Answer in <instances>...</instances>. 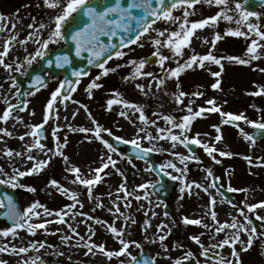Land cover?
<instances>
[{
    "label": "rangeland",
    "instance_id": "374dc122",
    "mask_svg": "<svg viewBox=\"0 0 264 264\" xmlns=\"http://www.w3.org/2000/svg\"><path fill=\"white\" fill-rule=\"evenodd\" d=\"M82 1L0 0V186L16 191L26 225L18 230L40 248L12 252L7 239L0 264H129L141 248L157 264H264V140L249 136L264 125V5L253 14L243 0L175 5L91 69L69 98L57 91L63 76L44 71L46 85L27 91L25 106L11 113L26 131H8L2 112L19 102L16 74L65 45L61 29ZM20 44L26 70L11 61ZM152 54L157 60L148 63ZM131 58L141 61L129 66ZM241 96L248 100L239 105ZM201 107L209 114L199 115ZM221 116L238 126L230 129ZM39 125L47 126V143ZM114 137L155 153L175 181V220L152 190L158 177L149 163L108 144ZM192 139L197 154L187 146ZM212 176L235 193L234 204ZM13 229L1 221L0 240Z\"/></svg>",
    "mask_w": 264,
    "mask_h": 264
},
{
    "label": "water",
    "instance_id": "95a60500",
    "mask_svg": "<svg viewBox=\"0 0 264 264\" xmlns=\"http://www.w3.org/2000/svg\"><path fill=\"white\" fill-rule=\"evenodd\" d=\"M198 0H93L83 4L78 12L69 18V22L63 29V35L67 41L64 49L51 50L49 55L43 58V68H47L51 74L64 75V82L61 85L60 93L68 97L78 83L79 78L85 76L91 68L100 67L111 58L119 48L136 40V38L147 31L151 23L156 22L162 16L165 8L170 9L175 4ZM264 4V0H245L242 6L254 13L258 6ZM156 55L148 58L153 62ZM43 70L35 67L30 70L28 83L22 82L26 88H38L46 83L47 79L42 76ZM201 113H208L200 109ZM227 124H237L234 119L222 118ZM40 138H44V128H39ZM252 138L260 140L264 138V126L253 128ZM109 142L125 153L126 156L146 160L153 170L160 177V181L153 186V190L161 197L163 202L168 201L172 194L171 181L164 172L160 170L155 161L154 154L148 150L120 139L109 140ZM129 146L128 150H123ZM189 147L193 153L197 152L196 147L190 143ZM218 190L226 197L234 201L227 190L218 186ZM0 196L4 202V210L0 212V221L6 219L15 226H23L22 215L16 200L15 192H6L5 187L0 189ZM165 211L173 218L175 212L166 204ZM177 227H171L175 234ZM149 260L145 254L135 260L134 264H146Z\"/></svg>",
    "mask_w": 264,
    "mask_h": 264
},
{
    "label": "bare ground",
    "instance_id": "6f19581e",
    "mask_svg": "<svg viewBox=\"0 0 264 264\" xmlns=\"http://www.w3.org/2000/svg\"><path fill=\"white\" fill-rule=\"evenodd\" d=\"M205 31H206V34L208 35L209 34L208 27L205 28ZM200 40H201L200 37L199 38L197 36L193 37L191 40V46L196 48L199 45ZM11 56H12L11 58L12 62L24 68V65L22 64V62L25 59V57H24L23 48L21 44L16 48V51ZM2 90L3 89L0 90V94ZM8 117H10L6 122V129L8 131L12 132L13 129H18V134H21L22 132L26 131V130H23V125H22L23 121H19L18 119L13 118L14 117L13 115H10ZM2 145H3V140L0 138V148ZM34 218H39V216H35ZM43 225H45V227H48V223H43ZM45 227L42 228L44 232H46ZM154 231L158 233L157 229H155ZM23 232H24L23 230H18V229H13L6 233L4 232L6 237L0 240V246H1V242H5L7 239H9V241L12 242L10 245L12 252L16 251L17 249L24 250L26 247H31L32 253L36 252L37 250L39 251L40 248L35 247V245H30L29 240L26 237H23ZM76 232L77 231L74 230V237L76 235ZM98 252L100 253V251ZM55 259L56 261L62 262V263L66 261V257L63 254H56Z\"/></svg>",
    "mask_w": 264,
    "mask_h": 264
},
{
    "label": "trees",
    "instance_id": "16d2710c",
    "mask_svg": "<svg viewBox=\"0 0 264 264\" xmlns=\"http://www.w3.org/2000/svg\"><path fill=\"white\" fill-rule=\"evenodd\" d=\"M135 61H137V62H139V60H135ZM133 66V65H132ZM243 100V98L239 101V102H241Z\"/></svg>",
    "mask_w": 264,
    "mask_h": 264
}]
</instances>
